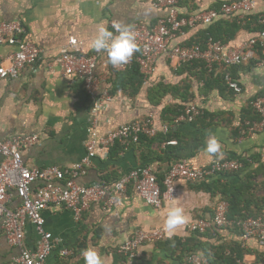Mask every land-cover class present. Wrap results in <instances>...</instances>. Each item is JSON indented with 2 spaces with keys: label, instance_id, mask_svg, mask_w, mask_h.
Here are the masks:
<instances>
[{
  "label": "crops",
  "instance_id": "crops-1",
  "mask_svg": "<svg viewBox=\"0 0 264 264\" xmlns=\"http://www.w3.org/2000/svg\"><path fill=\"white\" fill-rule=\"evenodd\" d=\"M236 1L241 0H181L177 8L181 15L191 16ZM251 1L255 2V8L249 16L243 19L240 15L233 19L221 16L215 21L236 19L243 23L244 27L235 38L225 44L230 49H237L257 37L261 30L259 20L264 17V0ZM154 3L155 0H0V24L21 22L26 30L23 38L42 50L39 61L24 69L18 78L0 80V140L35 135L39 142L22 153L25 165L30 169L56 166L69 171L86 156L87 131L90 120H94L91 108L94 99L103 92H109L112 99L96 118L100 135L150 115L155 120L159 135L165 126L161 119L163 110L181 105L183 89L190 87L189 94L193 95L190 103L197 105L200 114L192 123L171 126V131L180 137L173 140L176 145H149L144 142L140 147H126L114 158H110V151L99 148L86 173L79 176L76 182L86 186L101 184L104 177L116 180L144 165L151 166L161 181L177 160L186 159L196 168L208 167L215 160H248V166L237 172L238 175L229 177L227 182L232 190L242 180L248 179L254 188L251 200H263L264 124L260 116L251 112L250 103L264 95V69L257 64L258 60H264V46L256 50L254 61L227 70L218 69V72L228 71L238 82L242 88L239 95L231 90H219L217 81L212 82L211 87L204 88L199 80L202 73L199 66H183L175 70L166 55L156 59L142 87L131 94L126 88L118 89V73L111 69L107 55L97 53L90 47L101 24L114 35L118 34L112 27L114 24L131 27L135 23H148L154 26L158 19L168 13V8H157ZM209 26L185 30L183 35L170 43V47L197 44ZM71 38L78 41L84 56L97 55L94 72V78L98 79L97 89L88 105L80 98L85 83L69 78L54 64ZM12 51L13 47L0 46V61ZM130 80L128 78L127 82L123 80L120 83L125 86ZM164 89H172L173 93L162 94ZM151 95L155 96V103ZM209 135L217 137L221 144L220 153H206L205 141ZM147 154L149 157L142 162V157ZM42 184L37 182L33 189H38ZM177 187L178 198L155 209L139 196L135 184H130L127 196L119 200L116 207L106 209L103 203L93 204L78 222L68 209L49 207L43 212L45 230L54 238L61 239L62 245L53 250L46 264H85L81 253L88 246L98 250L103 264H123L120 247L137 230H165V213L173 206L184 210L186 222L171 234L165 230L166 241L140 247L132 264H183L176 257L183 253L173 254L171 244L175 240L185 243L198 239L190 230V225L201 218L210 220L214 208L223 200L221 195H212L210 189L199 184L179 182ZM12 195L11 207H15L18 198L14 192ZM25 234L24 246L33 251L38 241L35 228L27 225ZM239 238L234 231L217 229L209 237L203 238L202 243L214 249L239 244L246 251L243 264H264V246H259L254 239L243 241ZM64 249L70 255H62ZM18 253L17 249L3 242L0 246V264H8Z\"/></svg>",
  "mask_w": 264,
  "mask_h": 264
},
{
  "label": "built area",
  "instance_id": "built-area-1",
  "mask_svg": "<svg viewBox=\"0 0 264 264\" xmlns=\"http://www.w3.org/2000/svg\"><path fill=\"white\" fill-rule=\"evenodd\" d=\"M154 4L157 8H168L167 15L158 19L154 26L148 23H135L131 26L136 34L137 50L127 63L111 65L114 72H124L133 64H137L140 73L146 79L151 74L156 59L161 55L167 56L175 70L195 62H203L209 71L227 70L244 62L254 61L256 48L264 46L263 17L259 20L262 31L258 36L241 44L237 49H230L212 38H208L204 46L192 44L170 47V43L177 36L183 35L185 30L209 26L221 16L228 19L238 15L242 19L249 16L255 8V2L251 0L223 3L218 9L191 16L180 14L177 8L178 0H155ZM112 27L117 31L116 24ZM25 32L19 21L0 24V46L13 47V51L0 61V80L16 79L24 69L34 66L39 61L42 50L23 38ZM54 64L69 78L82 80L90 97L95 95L98 81L94 78L97 55L84 56L75 38H71L62 48ZM257 64L264 69V60H258ZM224 82L235 95L242 93V88L228 71H225ZM111 99L112 96L107 91L94 99L91 108L94 120H90L87 131L89 138L85 144L86 156L69 171L56 166L30 169L25 165L22 153L39 142L35 135L0 140V246L5 242L9 247L19 251L8 264H46L53 250L62 245L61 239L54 238L45 230L43 212L51 206L68 209L78 222L93 204L103 203L106 209L116 207L119 200L127 196L128 186L135 184L139 196L153 208L159 209L165 202H173L178 198L179 182L199 184L219 174L236 173L243 168V163L239 160H215L208 167L196 168L183 159L173 163L161 181L152 167L147 165L123 174L113 184L86 186L77 183L76 179L86 173V168L90 166L99 148L109 152L118 143L129 147L131 144L139 143L141 136L155 138L158 135L155 120L151 115L100 135L97 131L96 118L106 109ZM251 106L264 124V95L253 100ZM199 114V108L192 102L185 108L183 114L174 120V124L192 123ZM162 131L167 134L170 127L165 125ZM176 144L175 141L165 143L166 146ZM37 182L43 184L34 190L33 186ZM12 192L18 198V205L15 207H11ZM227 213V202L220 201L214 208L210 220L198 219L190 225V230L205 233L213 228L228 229L236 225L242 230L243 241L254 239L259 246H264V216L235 223L227 219ZM27 225H32L38 235L33 251L24 246ZM167 239V233L162 228L151 231L137 230L119 249V254L124 258L123 264H132L140 247L164 242ZM62 255L68 256L70 252L64 249ZM187 262L204 264L195 254L189 256Z\"/></svg>",
  "mask_w": 264,
  "mask_h": 264
},
{
  "label": "trees",
  "instance_id": "trees-1",
  "mask_svg": "<svg viewBox=\"0 0 264 264\" xmlns=\"http://www.w3.org/2000/svg\"><path fill=\"white\" fill-rule=\"evenodd\" d=\"M181 4V0H178ZM258 24V23H257ZM243 23L238 22V20H221L214 22L211 24L205 33L202 35V40L198 41L197 44L204 45L208 38H212L215 41H220L223 44L230 42L235 38L236 34L243 28ZM262 31V26L261 30ZM259 31V32H260ZM258 46L256 50L259 48ZM190 65L199 66V69L202 71L199 76V80L202 81V85L204 88L211 87L212 82L217 81L216 87L219 90L223 91V89L230 90L228 86H226L224 82V74L223 72H218V69H214L209 71L203 62H195L192 64H188L185 67H189ZM220 71V70H219ZM118 89H127L130 90L131 94H135L142 87L144 82V76L140 73L139 66L137 64H133L132 67L124 72L118 73ZM130 78L131 80L125 86L120 82H124ZM124 80V81H123ZM190 87L183 89L184 94L181 95L182 104L178 105L174 108H166L163 110L161 119L164 125L170 127V131L167 134H159L155 138H149L146 136H141L139 143L131 144V146L142 145L144 142L149 145H153L157 143L159 145L163 143H167L173 141L174 139H180L177 133L171 131V126L174 125V120L183 114L185 108L190 103V100L193 98L192 94H189ZM161 91H158V94ZM169 92L173 93V90L164 89L162 94H167ZM175 94V93H174ZM81 100L85 105H88L90 102V96L87 94L86 88L82 86V93L80 94ZM152 102H154L155 96H152ZM150 97V98H151ZM155 103V102H154ZM159 103V99L157 104ZM251 112L253 114L259 115L256 113L254 108L251 106ZM197 119V118H196ZM126 147L120 143L116 144L114 148L110 150V158H114V155L120 154L124 152ZM149 155H144L142 157V162H145ZM248 160H243V167L248 166ZM147 166V165H144ZM238 173H229V174H219L213 178H209L201 183L200 186L206 189H210L212 195L219 194L222 196V200L227 202L228 204V213L227 219L232 222H239L243 220H247L250 218H258L264 216V199L263 200H251L254 188L251 185V181L242 180L240 184L235 186L232 190L230 189V185L227 182L229 177ZM116 180H112V178L104 177V184H113ZM217 228H213L205 233L194 232V236H196V240H187L185 243H181L179 240H175L171 245L173 248V254L179 252L183 254L176 255L179 259H181L183 264H188L187 259L189 256L195 254L198 255L204 264H243V259L246 254V251L242 248L241 245L235 244L234 246L229 247H221V248H210L202 243L203 238L209 237V234L215 232ZM226 230L234 231L240 238L243 237V233L240 227L234 225ZM239 238V239H240ZM175 251V252H174ZM227 251L229 253L227 254ZM203 253V255L201 254ZM181 255V256H180ZM122 256V255H121ZM184 258L186 259L184 261ZM124 262V258L122 257V263Z\"/></svg>",
  "mask_w": 264,
  "mask_h": 264
},
{
  "label": "clouds",
  "instance_id": "clouds-1",
  "mask_svg": "<svg viewBox=\"0 0 264 264\" xmlns=\"http://www.w3.org/2000/svg\"><path fill=\"white\" fill-rule=\"evenodd\" d=\"M118 34L101 24L90 42V47L97 53H105L108 62L112 65L127 63L133 53L137 50L136 34L128 25L117 26ZM205 151L209 155L220 153L221 144L215 135H209L205 141ZM186 222L184 210L181 207L173 206L165 213L164 228L168 233H173L180 225ZM85 264H103L102 258L95 247L88 246L82 250Z\"/></svg>",
  "mask_w": 264,
  "mask_h": 264
}]
</instances>
